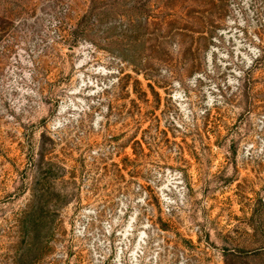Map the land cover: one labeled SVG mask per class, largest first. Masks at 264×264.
Wrapping results in <instances>:
<instances>
[{"label":"rangeland","instance_id":"374dc122","mask_svg":"<svg viewBox=\"0 0 264 264\" xmlns=\"http://www.w3.org/2000/svg\"><path fill=\"white\" fill-rule=\"evenodd\" d=\"M0 264H264V0H0Z\"/></svg>","mask_w":264,"mask_h":264},{"label":"trees","instance_id":"16d2710c","mask_svg":"<svg viewBox=\"0 0 264 264\" xmlns=\"http://www.w3.org/2000/svg\"><path fill=\"white\" fill-rule=\"evenodd\" d=\"M44 156H45V154L42 152L41 155H40V157L43 158Z\"/></svg>","mask_w":264,"mask_h":264}]
</instances>
